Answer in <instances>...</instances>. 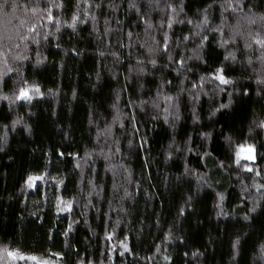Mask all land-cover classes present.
I'll use <instances>...</instances> for the list:
<instances>
[{
	"label": "trees",
	"instance_id": "16d2710c",
	"mask_svg": "<svg viewBox=\"0 0 264 264\" xmlns=\"http://www.w3.org/2000/svg\"><path fill=\"white\" fill-rule=\"evenodd\" d=\"M16 2L15 11L8 6L4 10L6 15L0 14V34L13 38L18 28L21 33L26 32L34 22L32 12L25 13V5L30 9L34 0ZM40 2L44 6L43 0ZM64 2L67 11L53 9V13L61 20L70 21L75 0ZM135 2L141 8L139 13L129 8V0H91L93 5H103L99 9L82 4V9L88 11L86 23H78L74 32L65 27L42 43L38 50L43 63L36 65L35 51H29L32 59L23 62L24 75L40 85L43 96L35 97L31 104L19 102L11 110L7 101H0V125H9L7 142L0 144L3 147L0 151V246L18 247L41 257L64 252L66 257L59 264H74L79 258L91 260L93 264H264L259 259V245L264 243V215L258 211L254 214L256 219L249 224L242 219L245 209L238 206L241 188L252 183V174H243L241 181L235 174L229 175L215 167V159L224 158L226 151L221 130L231 134L235 141L243 142L250 122L264 118V97L256 94V79L264 75V66L257 59L260 54L257 45L253 44L250 49L244 47L245 42L252 41L248 32L254 35L255 31L243 24L241 35L235 36L236 42L227 46L238 57L237 63H229L230 78L236 81L238 89L230 107L210 117L214 107L229 103V97L226 93L213 96L212 85H206L207 96L201 93L195 102L187 93L180 98V119L173 127L169 113L174 110L163 96L157 100L160 107H152L161 81H172L162 92L175 96L180 79L184 80L185 87L191 88L192 82L205 75L208 68L219 65L226 51L217 47L219 36L212 40L216 34L208 33L209 64L196 62L198 66L186 74L187 79H177L175 71L161 70L159 66L153 69L148 63H145L146 73L140 75L136 70L137 59L150 58L147 48L154 46L153 36L157 40L162 38L158 26L165 13L148 7V0ZM252 2L258 8L264 5V0ZM174 3L179 5L181 0ZM183 3L184 13L179 18L186 15L195 21L198 10L212 0H183ZM164 7L161 0L160 9ZM222 11L219 7L209 10L213 28L221 24ZM80 15L84 16L83 10ZM224 15L229 25L236 24L230 13ZM92 16L96 19L92 20ZM146 19L155 27L147 29ZM21 20L27 21L24 27H20ZM191 27L175 24L172 29L165 27V31L174 33L175 40L187 34ZM40 30L54 29L49 26ZM128 32L133 34L131 38L126 35ZM225 32L227 39L231 33L227 28ZM261 34L264 35V30ZM15 42L21 43L18 39ZM193 46L194 42L188 43L189 49ZM30 47L35 49L36 45ZM177 52L190 54L183 46L176 48L173 44L172 55ZM156 58L158 65L167 59L166 56ZM249 58L251 65L247 63ZM245 87L250 94L239 96V90ZM228 91H232L231 86ZM140 101L147 103L140 107ZM166 107L169 113H165ZM117 109L134 115L135 122L121 115L125 125L121 128L120 122H114ZM193 112L199 117L195 123ZM166 115L169 123H165ZM17 118L20 123L12 127L11 122ZM134 128L139 131L134 132ZM201 132H212L213 138L202 141ZM3 134L4 129L0 127V136ZM253 138L260 148L264 132L253 133ZM145 139L147 144L141 148ZM186 142L190 147L204 144V150L212 152L213 159L200 160L195 152L175 151L171 159L167 158L172 150L170 145L183 147ZM260 151L264 153V148ZM60 152L65 155L60 156ZM257 164L264 167V160H258ZM186 167L193 169V173L186 175ZM204 173H207L204 179L213 187L197 192L202 183L197 177ZM29 175L44 178L29 187L26 183ZM217 180L221 183L217 184ZM125 191L131 195L125 197ZM217 191L225 192L223 211L229 213L227 217L216 216ZM250 192L252 196L259 195L255 188ZM190 195L194 199L188 207L185 202ZM58 197L73 200L72 210L59 211ZM181 208H185L184 216L179 215ZM73 220L77 223L65 238L62 232ZM169 230L172 239L164 242L163 237ZM113 231L112 239H106ZM48 235L53 240H48ZM237 235L241 236L242 243L233 260L231 245ZM125 237L131 251L121 256L120 242ZM66 239L71 248L64 247ZM157 246L160 252L156 251ZM75 250L79 251V257L72 254ZM197 251L203 255L193 257L191 254ZM165 256L171 259L165 260Z\"/></svg>",
	"mask_w": 264,
	"mask_h": 264
},
{
	"label": "snow or ice",
	"instance_id": "6c2138e0",
	"mask_svg": "<svg viewBox=\"0 0 264 264\" xmlns=\"http://www.w3.org/2000/svg\"><path fill=\"white\" fill-rule=\"evenodd\" d=\"M165 7L160 9L161 0H148V7L153 10H161L165 13V16L162 18L158 31L162 32V38L157 40L155 36L152 37L153 45L147 48V53L149 57L146 61L145 59H137L136 62V70L140 75H144L147 71L145 67V63L151 64L153 69H156L158 66L161 70L171 69L177 73V79L180 77H184L187 79V73L192 72L194 67H197L198 64H203L207 66L209 64L207 56V48L208 43L210 42V37L208 33H215L213 35L212 40H216L217 36H219V40L217 42V47L224 48L226 51V55H224L223 60L220 61L219 65L215 68H208L205 75L199 76L198 80L192 82L191 88H187L184 86V80L180 79V85L177 88V92L175 96L167 95L162 92V89L165 85H171V80H162L161 84L157 88V98L153 100L152 107L159 108L160 105L157 103V100L163 96V99L169 102L170 108L173 109L171 113H169V108L166 107L164 109L165 113H169L172 116L171 125H175V122L180 119L179 108H180V98L187 93L191 96L193 102L199 99L200 94L207 96L208 92L205 91L206 85H212V95L215 96L219 93H226L229 97V103L224 104L220 103L218 107H214L211 110L210 117L215 116L218 112H221L223 109H227L230 107L232 103V97L236 95L238 89L236 85V81L230 78L229 74V63H237L238 57L235 52L228 51L227 46L229 43H235V36L241 35L240 29L243 27V24H246L249 29H254L255 34L253 35L252 31L248 32V35L252 37L251 43L245 42L244 47L246 49L252 48L253 44L258 46L259 56L257 59L261 62L262 66H264V35L261 34V30H264V5L257 7L252 0H220L218 3L217 0H212V3L208 4L205 8L198 10L197 19L194 21L193 19L188 18L186 15L183 19L179 17L184 13L185 5L183 0L179 5L174 3V0H163ZM82 4H87L89 8H101L103 5L91 3V0H75V11L72 12L69 20H61L58 16L53 13V9H59L61 11H67L64 0H43V5L40 0H34V6L29 9L27 4L25 5V13L31 11L34 16V22L27 27V31L21 33L19 28L17 29L16 37L5 36L0 34V101H7L9 109L11 110L13 105H16L19 102H24V104H31L32 100L37 96H43V92L40 89V85L31 81L24 75V61H30L32 57L28 55L29 51L36 52V65L43 63V58L39 52V48L42 43L48 42L49 38L52 36H57V34L61 33L62 29L67 27L71 28L73 32L77 28L78 23H86L88 19V11L82 9ZM10 6L13 11L18 8V4L16 0H2L0 2V14H5V8ZM129 8L135 9L138 13L141 12V8L137 5L135 0H129L128 4ZM213 7H219L223 11L221 12V24L212 27L211 21L209 20V10ZM84 11V16L81 17L80 12ZM230 13L231 18L236 21L235 25H229L227 23L228 17L224 14ZM243 14V15H241ZM92 20L96 19V16L91 17ZM243 22V23H242ZM147 24V29H152L155 26L150 23L147 19L145 20ZM27 24L26 20L20 21V27H24ZM175 24H187L192 27L189 28L188 33L182 35L180 37H176L173 40L172 33L169 34L168 31H165V27L167 29H172ZM51 27L49 31H41V28ZM225 28L229 29L231 35H228V38L225 39L227 35L225 32ZM146 29V31H147ZM107 31H110L107 30ZM129 38L132 37V33L128 32L126 34ZM59 38V37H58ZM15 39H18L21 43H16ZM8 41L9 43H5ZM178 41V43H177ZM194 42V46L189 49L188 43ZM36 45V48L33 49L30 46ZM175 44L176 48L184 47L186 52H190L189 55H184L180 52H177L175 56L172 55V46ZM59 47V44H57ZM123 47V45H121ZM140 47H144V45H140ZM14 49H20V51H14ZM11 53V57L9 58V54ZM101 56L104 55L103 52L100 53ZM157 56L163 58L166 56V62L163 65H158ZM188 61H193V64H189ZM198 62V64L196 63ZM242 63V62H241ZM249 65L252 64L251 58L247 60ZM131 70V69H130ZM99 78V77H98ZM257 84V95L264 97V75L258 76L256 79ZM228 86H231L232 91H228ZM249 89L247 87L239 90V96H248ZM117 101L119 100V94L117 95ZM131 103V102H130ZM146 101H140V107L146 104ZM23 106V104L21 105ZM116 107V105H113ZM121 115L126 116V118L130 122H135L136 117L134 115L120 113L117 109V115L114 117V122H120V127L124 128L125 125L121 120ZM264 115V113H262ZM194 123L199 119L198 115L193 112ZM156 119V117H153ZM165 123H169L168 115L164 118ZM20 123V118L13 120L11 122L12 127H15L16 124ZM4 129V134L0 136V144H4L7 142V134L9 130L8 124L0 125ZM138 128H134V132H138ZM107 132L110 134L111 129H108ZM260 132H264V118H255L253 119L248 127V136L243 140V142H237L234 140L231 134H225L223 129L220 132V136L223 137L224 147L226 149L224 153V158L215 159V167L219 170L227 172L229 175L235 174L238 178L243 181V174H252L251 179L252 183L250 185H243L241 188L240 195V205L245 209L242 219L244 221L249 222V224L256 219L254 215L258 211L264 215V167H260L257 164L258 160H264V153L260 151V148H264V143L260 145V148L257 147V143L253 138V133L259 135ZM202 141H209L213 138L212 132H201L200 134ZM251 141V142H250ZM132 141H129V145L131 146ZM147 144V140L145 139L140 147H144ZM170 150L167 154V158L171 159L173 155V151L175 152H195L200 160L213 159V154L210 151L204 150L205 145L201 144L199 146L190 147L186 142L183 147L176 146L173 148V145L169 146ZM0 151H3V147H0ZM116 151H120L119 148ZM60 156L65 155V153L60 152ZM69 155H73L69 153ZM78 156V154H75ZM77 168L80 167V164L77 163ZM193 169L190 167L185 168V174L190 175L193 173ZM207 173H204L203 176H198L197 179L201 180L197 192L200 189L207 187L212 188L213 185L208 182V180L204 179ZM43 175L34 176L29 175L26 183H28L29 187L33 186V182L36 180L43 179ZM257 178H260L259 180ZM60 183H63L61 180ZM217 184L221 182L219 180L216 181ZM115 187V185H114ZM95 188V186H93ZM255 188L256 193L259 195L252 196L250 189ZM92 195V192L89 193V196ZM131 194L125 191V197L130 196ZM60 201V205L58 206V210L63 211H71L73 207V200L64 201L62 198H57ZM74 199V198H73ZM123 199V198H122ZM194 199L193 196H189L188 200L185 202L188 207H191V201ZM226 199L225 192L217 191L215 192V204L214 207L219 209L216 212L217 218L221 216L227 217L229 213L223 211V202ZM89 204H91V200H89ZM250 205V206H249ZM122 211H126L125 209H121ZM180 216L185 215V208H181L179 211ZM77 223V221L73 220L68 224L67 228L63 230L62 235L67 238L69 233L73 231V225ZM119 225V221H117V226ZM115 232L108 233L106 235V239L111 240ZM48 240H53L52 235H48ZM172 239V232L169 230L167 234L164 235L163 241L170 242ZM182 240V238H180ZM127 237L123 241L120 242V246L123 251L120 253L121 256L124 255L125 252H130L131 249L127 244ZM242 243L241 236L237 235L232 242V250L233 257L235 260L236 256L239 254V248ZM65 248H71V245L68 243L67 239L64 243ZM160 247L157 246L156 251L160 252ZM259 259L264 261V243L259 245ZM73 255L79 257V251L75 250L72 253ZM188 253H185L187 256ZM193 257H198L203 255L201 252H193L191 254ZM66 254L64 252H51L50 255L41 257L34 253H26L22 251L20 248H10L8 245L0 246V262L2 264H10V262H18L24 261L27 264L28 261H32L33 264H59V261L64 260ZM53 258H59L54 261ZM111 259V257H109ZM165 260H170L171 258L168 256L164 257ZM74 264H93L91 260H85L84 258L77 259Z\"/></svg>",
	"mask_w": 264,
	"mask_h": 264
}]
</instances>
